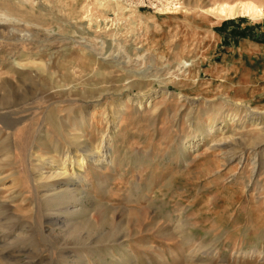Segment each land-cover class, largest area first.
<instances>
[{"label": "rangeland", "instance_id": "1", "mask_svg": "<svg viewBox=\"0 0 264 264\" xmlns=\"http://www.w3.org/2000/svg\"><path fill=\"white\" fill-rule=\"evenodd\" d=\"M263 11L0 0V264H264Z\"/></svg>", "mask_w": 264, "mask_h": 264}, {"label": "bare ground", "instance_id": "2", "mask_svg": "<svg viewBox=\"0 0 264 264\" xmlns=\"http://www.w3.org/2000/svg\"><path fill=\"white\" fill-rule=\"evenodd\" d=\"M241 9H243L244 11H246L247 13H250L253 9V6L251 5H240ZM257 11V10H255ZM259 11V10H258ZM218 12L220 15L222 16H233L237 13V9L234 5H223L220 8H218ZM264 12V11H263ZM86 150V149H84ZM96 153H98V150H95L94 148H91V150L89 149V154L86 157L83 158H75V157H69L68 160L72 163H75L77 166L82 167L86 160H91V161H96L97 160V155ZM61 171L59 172H53L50 176H41L39 178H44L47 180H50L49 185H51L50 187H47V189H45V195H49L50 197L53 196L54 197V193L55 196H59L61 195V197H66L68 195H71V193H73L72 189L69 188L68 186V182L66 183L65 180H61V179H56V178H65L64 175H66V167L64 165V163L61 164ZM53 185V187L57 186V187H64V188H60L58 190H55L54 188H51ZM63 192V193H62Z\"/></svg>", "mask_w": 264, "mask_h": 264}]
</instances>
